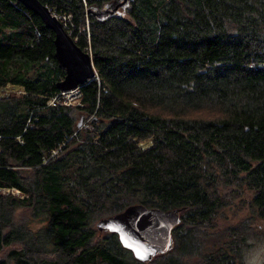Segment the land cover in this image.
Returning <instances> with one entry per match:
<instances>
[{"label": "trees", "instance_id": "trees-1", "mask_svg": "<svg viewBox=\"0 0 264 264\" xmlns=\"http://www.w3.org/2000/svg\"><path fill=\"white\" fill-rule=\"evenodd\" d=\"M41 1L71 15L97 76L52 104L66 74L54 31L0 0V88L24 90L0 95V264H184L231 185L264 218V0H132L103 16L112 0ZM133 204L182 209L171 250L142 261L97 228ZM230 250L207 258L231 264Z\"/></svg>", "mask_w": 264, "mask_h": 264}, {"label": "water", "instance_id": "water-1", "mask_svg": "<svg viewBox=\"0 0 264 264\" xmlns=\"http://www.w3.org/2000/svg\"><path fill=\"white\" fill-rule=\"evenodd\" d=\"M39 15L45 25L54 31L55 57L65 76L58 82L61 91H71L97 76L92 55L82 48L65 28L52 9L41 0H18ZM128 0H119L106 9L98 11L100 16L114 14ZM14 85V84H13ZM23 88V87H22ZM141 143L142 145L148 144ZM181 208L162 210L133 204L125 210L101 217L96 226L100 230L114 231L125 247L142 261H150L154 256L174 247L173 229L181 220Z\"/></svg>", "mask_w": 264, "mask_h": 264}, {"label": "rangeland", "instance_id": "rangeland-1", "mask_svg": "<svg viewBox=\"0 0 264 264\" xmlns=\"http://www.w3.org/2000/svg\"><path fill=\"white\" fill-rule=\"evenodd\" d=\"M116 1L119 0H112L103 8L113 6L112 3ZM131 1L122 6L118 14L128 15ZM23 91L19 85L8 84L0 88V95ZM77 98L73 97L71 102L77 103ZM13 193L20 195L16 190ZM223 198L227 203L216 214L213 222L198 227L197 234L194 233L198 239L196 250L181 257L184 264H216L215 260L207 258V254L220 248H228L230 244L234 247V250H230L233 259L231 264H264V218L253 207L251 193L238 185H231L223 190ZM31 214L30 209L19 208L16 210V219H30L29 223L39 226L38 219ZM173 253L178 255V250L174 249Z\"/></svg>", "mask_w": 264, "mask_h": 264}, {"label": "built area", "instance_id": "built-area-1", "mask_svg": "<svg viewBox=\"0 0 264 264\" xmlns=\"http://www.w3.org/2000/svg\"><path fill=\"white\" fill-rule=\"evenodd\" d=\"M53 13L62 21V23L65 26V28L68 27L69 21H70V16H71L70 14H60V13L58 14V13H55V12H53ZM80 95H81V93H80V89L79 88L71 90V91H67V92L61 91V93L59 95H57L56 97L52 98L50 100V102L55 105V104H57V101L62 99L66 103H72L71 99L73 97H75V98L78 97L77 98L78 99L77 102H79ZM83 125L87 126V124H85V123H83Z\"/></svg>", "mask_w": 264, "mask_h": 264}, {"label": "flooded vegetation", "instance_id": "flooded-vegetation-1", "mask_svg": "<svg viewBox=\"0 0 264 264\" xmlns=\"http://www.w3.org/2000/svg\"><path fill=\"white\" fill-rule=\"evenodd\" d=\"M124 5H125V4H124ZM124 5H122V6H124ZM122 6H120L119 9H120ZM119 9H118V10H119Z\"/></svg>", "mask_w": 264, "mask_h": 264}, {"label": "crops", "instance_id": "crops-1", "mask_svg": "<svg viewBox=\"0 0 264 264\" xmlns=\"http://www.w3.org/2000/svg\"><path fill=\"white\" fill-rule=\"evenodd\" d=\"M13 85V84H12Z\"/></svg>", "mask_w": 264, "mask_h": 264}]
</instances>
